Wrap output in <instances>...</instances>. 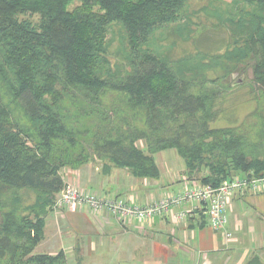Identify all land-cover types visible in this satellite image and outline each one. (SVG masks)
I'll use <instances>...</instances> for the list:
<instances>
[{"label":"trees","instance_id":"1","mask_svg":"<svg viewBox=\"0 0 264 264\" xmlns=\"http://www.w3.org/2000/svg\"><path fill=\"white\" fill-rule=\"evenodd\" d=\"M198 1L0 0V90L29 123L14 118L0 91V264H68L62 251L36 252L66 168L101 163L159 179L155 156L174 149L188 179L204 185L264 177V131L252 145L212 128L220 92L208 86L250 71L264 95V0H236L250 9L227 22L224 54L172 60L154 48L155 36L188 28ZM116 29L125 64L109 58ZM216 66L221 74L210 80ZM21 191L36 202L23 206Z\"/></svg>","mask_w":264,"mask_h":264},{"label":"crops","instance_id":"2","mask_svg":"<svg viewBox=\"0 0 264 264\" xmlns=\"http://www.w3.org/2000/svg\"><path fill=\"white\" fill-rule=\"evenodd\" d=\"M138 145L143 147V142ZM157 156L159 179H139L122 168L105 172L101 163H89L64 169L63 180L65 186L99 198L119 197L139 206L200 183L188 179L185 163L174 149ZM180 210H189L186 220L161 215L126 223L89 206L76 212L52 211L36 252L62 251L68 264H264V191L233 194L226 211L229 240L208 225L201 207L187 204L172 213Z\"/></svg>","mask_w":264,"mask_h":264},{"label":"rangeland","instance_id":"3","mask_svg":"<svg viewBox=\"0 0 264 264\" xmlns=\"http://www.w3.org/2000/svg\"><path fill=\"white\" fill-rule=\"evenodd\" d=\"M241 8L250 9L244 4L237 3L236 0L193 2L189 7L191 15L189 29L158 32L153 46L155 49L161 47L160 51L168 54L172 60L184 58L199 60L200 57L207 56L206 63H208L210 58L224 54L229 48L232 28L227 22L234 15L236 17L237 10ZM111 36L113 45L110 47L109 58L113 64H125L123 54L120 52L124 50L122 48L124 46L119 29H116ZM205 74L210 80H214L220 76L221 66L207 70ZM208 86L220 92L215 105L217 115L211 127L232 129L239 136H245L249 144L258 143L264 131V95L254 88L251 72H246L243 77L233 75L231 81L220 79L217 83H209ZM0 91L3 105L12 111L14 118L23 125H29L20 102L15 100L5 88H1ZM116 99L118 102L124 101V97L121 96H116ZM107 102H110L109 98ZM19 196L23 206L34 204L37 198V194L33 191H21Z\"/></svg>","mask_w":264,"mask_h":264},{"label":"built area","instance_id":"4","mask_svg":"<svg viewBox=\"0 0 264 264\" xmlns=\"http://www.w3.org/2000/svg\"><path fill=\"white\" fill-rule=\"evenodd\" d=\"M243 191L254 193L264 191V177L234 178L217 187L194 183L183 192L170 194L158 202L145 206H139L119 197L99 198L95 194L85 193L66 185L55 201L54 211L66 209L76 212L83 206H89L97 212H107L120 223L130 220L148 222L161 215L172 217L173 220L179 222L187 219L189 210H180L174 214L172 211L175 208L192 204L201 207L208 225L213 230L221 231L226 240H229L231 234L226 231L228 227L226 211L233 194Z\"/></svg>","mask_w":264,"mask_h":264}]
</instances>
